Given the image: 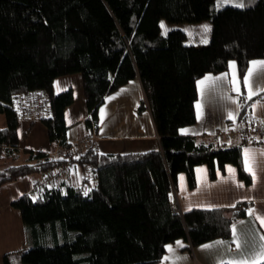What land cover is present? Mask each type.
<instances>
[{
    "label": "trees",
    "instance_id": "1",
    "mask_svg": "<svg viewBox=\"0 0 264 264\" xmlns=\"http://www.w3.org/2000/svg\"><path fill=\"white\" fill-rule=\"evenodd\" d=\"M242 7H217L215 0H0V152L8 166L0 186L30 174H45L66 159L18 147V118L13 99L21 93L47 94L50 111L41 118L52 146L66 151L64 109L74 100L71 87L54 93L56 78L79 73L89 129L98 128L105 98L139 79L144 98L138 111L149 110L159 148L145 152L101 153L93 145L75 161L94 170L90 188L62 177L12 201L24 224L27 248L21 264H159L169 244L182 240L192 253L204 243L231 237L232 226L246 218L252 201L228 208H192L174 212L178 178L197 185L195 169L206 166L214 180L233 166L246 186L243 147L264 148V134L227 138L194 136L181 129L196 122V82L228 70L234 61L242 78L249 63L264 59V0H243ZM196 23L209 20L206 46L185 44L180 29L160 32V20ZM239 96L233 126L257 122L251 105L264 94ZM264 122V120H262ZM87 193V195H85ZM4 264H12L7 255Z\"/></svg>",
    "mask_w": 264,
    "mask_h": 264
},
{
    "label": "crops",
    "instance_id": "2",
    "mask_svg": "<svg viewBox=\"0 0 264 264\" xmlns=\"http://www.w3.org/2000/svg\"><path fill=\"white\" fill-rule=\"evenodd\" d=\"M262 61L264 59L252 60L242 78L239 75L236 63H234L235 67L232 69L228 67L227 71L218 74H206L198 79L196 82L197 99L194 103L196 122L183 127L181 130L187 131L181 132L194 136L203 134L210 136L218 131H226L230 126H233V120L228 118L227 113L235 109L236 104L224 99L225 97L239 99L237 93L232 90L233 77L238 74L240 93L248 95V88L243 83L244 77L248 73L252 62ZM225 75H227V78L224 81H215V78ZM69 87L73 90L74 100L72 104L64 109V116L67 126L66 141L68 145L73 146L88 134L86 125L88 113L81 76L78 73L56 78L52 89L54 93H57ZM142 98H144V93L138 78L131 80L105 98L104 103L99 108L98 128L93 142V146L99 152H145L159 148V141L156 137V130L149 110L138 111ZM255 103L259 105L264 103V100ZM209 106L216 108L217 113L215 112L214 116L206 113ZM102 109L103 111H101ZM253 115L257 121L264 120V110L259 107L253 111ZM6 127V116L4 113H0V129ZM16 131L20 149L51 153L58 148L57 145H51L46 128L40 120L18 119ZM22 134L25 136L24 140L21 138ZM236 142L237 138L230 140L227 138L226 144ZM245 149L250 153L264 152L262 146L245 145L242 149L243 160ZM3 155L5 156L1 151L0 171L8 166V159L5 158L6 156L2 157ZM228 168L235 170L234 179L230 178ZM82 172L83 168L74 164L72 169L63 177H70L75 184H79L82 181ZM195 174L197 180L195 188L188 187L184 175L178 178L174 198L178 199L181 211L192 208H232L231 205H235L240 200H250L253 203L250 209L264 212V170L257 172L258 179L255 186L253 182L249 186L244 185L238 179L236 169L233 166H226L224 172L218 173L214 180L208 178L206 166H198L195 169ZM42 175L38 173L30 174L0 186V264H4L6 255L12 264H19L20 253L27 248L25 229L20 212L12 207L11 203L23 194L32 193L35 182L41 179ZM239 183H242L244 187H237ZM235 225L244 229V231L251 229L257 235L264 234V227H260L258 221L253 222V218H250L248 214L246 218L238 221ZM232 239L233 233L227 240L216 239L196 246L193 248L192 253L181 250L182 247H177V241L181 242L183 247L187 245L182 240H177L174 244L167 245L166 253L159 264H218L221 257L228 260L230 257L235 256L237 249L235 244L230 243ZM217 241L225 242L224 246L211 249L203 248V246L214 244ZM168 246L174 249V254L168 252ZM176 257H182L183 259H176ZM253 264H256V262L254 261Z\"/></svg>",
    "mask_w": 264,
    "mask_h": 264
},
{
    "label": "snow or ice",
    "instance_id": "3",
    "mask_svg": "<svg viewBox=\"0 0 264 264\" xmlns=\"http://www.w3.org/2000/svg\"><path fill=\"white\" fill-rule=\"evenodd\" d=\"M224 3H227L228 0H223ZM236 7H242L243 5L237 4ZM163 27V25H161ZM203 30L207 32L209 29L207 26H204ZM233 63L229 64V68H234ZM227 78V75L215 78L216 82H222ZM245 87L248 88V95L244 97L245 100H252V97L255 95L264 94V61L262 62H252V65L249 67L248 73L244 77L243 81ZM240 82L237 76L233 77L231 82L232 90L237 93L239 97L240 93ZM225 100L230 101L233 104H236V108L227 113L229 119H232L233 122L236 120V116L239 115L240 109V100L233 99L231 97H225ZM200 107V105H198ZM257 107L264 110V103L251 105L252 110L254 111ZM103 111V109L101 110ZM198 118H200L198 116ZM186 132L187 130H181ZM244 167L253 178V185L255 186L258 176L257 172L264 170V152L261 153H250L245 149L244 155ZM230 178L234 179L235 170L228 168ZM237 187H244L242 183L237 184ZM87 195V193H85ZM235 207V205H231ZM250 218H253V222L258 221L260 227H264V212H257V210L249 209L248 213ZM233 239L230 243L235 244L236 254L235 256L230 257L228 260H225L223 257L220 258L218 264H253L255 261L256 264H264V234L257 235L254 230L249 229L244 231L242 228H238L237 225L232 226ZM223 241H217L214 244L203 246L204 249L216 248L218 246H224ZM177 247H183V244L179 241L176 242ZM168 252L174 254V249L171 246H168ZM168 259V258H165ZM176 259H183L182 257H176Z\"/></svg>",
    "mask_w": 264,
    "mask_h": 264
},
{
    "label": "built area",
    "instance_id": "4",
    "mask_svg": "<svg viewBox=\"0 0 264 264\" xmlns=\"http://www.w3.org/2000/svg\"><path fill=\"white\" fill-rule=\"evenodd\" d=\"M13 109L16 111L18 119H28L30 121H39L43 117H47L50 111V101L47 94L41 91H29L26 93L18 94L12 101ZM96 131L94 125L88 129V134L80 139L75 145L70 149L63 151L59 148L53 150L49 153L51 156L64 158L66 162L64 165L49 170L42 175L41 179L35 182L32 191L35 192L41 189L43 186L55 187L58 181L70 170L75 164V161L83 154V152L90 146L96 138ZM264 134V122L257 121L251 126H230L226 131H220L213 134L217 138H239V137H257ZM159 138L158 136H156ZM82 178L85 179L84 192L87 191L91 186L90 184L94 178V170L85 165L83 167ZM172 210L174 212H182L178 205V199L175 197L172 200ZM224 216L229 217L231 214H226Z\"/></svg>",
    "mask_w": 264,
    "mask_h": 264
},
{
    "label": "rangeland",
    "instance_id": "5",
    "mask_svg": "<svg viewBox=\"0 0 264 264\" xmlns=\"http://www.w3.org/2000/svg\"><path fill=\"white\" fill-rule=\"evenodd\" d=\"M215 1H216L218 8H221L223 6H234V7H236L235 5H237V4L244 5L243 0H228L227 3H224L223 0H215ZM161 25H163V27ZM204 26H207V28L209 29L207 32H205L203 30ZM174 29H180V30L185 32V34H186L185 44L188 46L201 47V46H206L209 43L210 33H211V23L209 20H203V21L196 22V23H187V22L170 23V22H167L165 19L160 20V32L162 35H166L169 31L174 30ZM231 63L234 64L235 62L232 61ZM69 75H71V74H69ZM208 108H209V110L206 111L207 114L210 113V115L214 116L215 112L217 113L215 107L209 106ZM218 132H220V131H218ZM23 134L21 135L22 140L25 139V136ZM230 139H232V138H229V140ZM224 212L226 214H231L233 212V209L228 208ZM19 264H21V263L19 262Z\"/></svg>",
    "mask_w": 264,
    "mask_h": 264
}]
</instances>
